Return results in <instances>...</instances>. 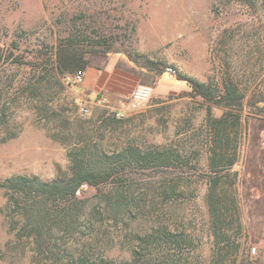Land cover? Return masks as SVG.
Listing matches in <instances>:
<instances>
[{
	"label": "rangeland",
	"instance_id": "374dc122",
	"mask_svg": "<svg viewBox=\"0 0 264 264\" xmlns=\"http://www.w3.org/2000/svg\"><path fill=\"white\" fill-rule=\"evenodd\" d=\"M70 33L84 43L99 35L112 44L109 52L87 57L102 69L111 66L108 81L122 92L119 109L97 104L100 95L88 99L80 84L68 85L63 76L41 69L43 57ZM0 34L3 49L12 50L16 42L13 52L24 61H0V181L14 174L43 180L68 174V151L80 139L104 152L131 145L169 148L179 155L161 167L122 160L112 181L78 190L88 211L102 193L114 189L134 198L123 220L101 211L88 217L89 228L76 239L61 238L64 248L72 249L92 233L94 247L116 260L129 259L135 233L164 226L190 240L182 245L178 264H212L216 245L206 203L205 119L207 106L216 117L223 109L192 95L177 74L219 88L225 78L236 81L245 93L238 156L231 168L238 174L234 189L241 227L235 220L228 231L237 251L220 245L227 264H264V7L218 0H0ZM123 51L156 62V69L142 68ZM137 84L152 91L130 109L128 94ZM81 107L88 108L87 114ZM4 204L0 188V264H40L31 241L9 230Z\"/></svg>",
	"mask_w": 264,
	"mask_h": 264
},
{
	"label": "trees",
	"instance_id": "16d2710c",
	"mask_svg": "<svg viewBox=\"0 0 264 264\" xmlns=\"http://www.w3.org/2000/svg\"><path fill=\"white\" fill-rule=\"evenodd\" d=\"M218 1L225 4L238 2L254 10L257 6L264 7V0ZM93 40L84 43L82 36L70 33L58 41L51 56L43 57L41 69L46 75L53 71L59 76L84 72L90 65L87 55L107 53L112 47L102 36L98 35ZM14 49H18L16 42L12 44V50L3 49L0 34V61L23 64V57L14 54ZM123 52L131 61L140 63L142 68L150 71L156 69V62L144 56L138 60L132 58L130 53ZM177 78L188 83L192 95L223 109L222 114L216 117L211 107H206L205 120L209 130L206 203L216 245L212 264H227L224 244H229L236 251L238 249V244H234L233 239L230 241L228 231L235 220L239 229L241 227L234 189L238 174L231 168L238 156L245 93L231 77L225 78L220 88L180 73ZM260 112V116L264 117V107ZM111 120H115V117ZM68 157V174L50 180L40 179L36 175L14 174L0 181L5 195L4 213L8 228L17 239L31 241L40 264H178L182 245L190 243V240L187 235L170 231L164 226L135 233L127 260H116L97 250L93 245L95 239L92 233L82 236L72 249H65L61 242L63 235L74 239L80 236L82 229L85 231L89 228L88 217L101 214V211L113 217L114 221L123 220L134 200L126 191L114 189L102 193L100 201L88 211L86 201L77 196L83 185L98 187L109 183L116 176L114 167L121 165L125 159L142 168L172 165L173 161L179 159L174 150L158 147L141 149L128 145L118 152H104L89 140L80 139L70 148ZM116 180L118 184L122 182L119 177ZM222 242L224 244L220 245Z\"/></svg>",
	"mask_w": 264,
	"mask_h": 264
},
{
	"label": "crops",
	"instance_id": "0c3cea01",
	"mask_svg": "<svg viewBox=\"0 0 264 264\" xmlns=\"http://www.w3.org/2000/svg\"><path fill=\"white\" fill-rule=\"evenodd\" d=\"M111 69V66L107 65L102 69V67L90 64L83 72L79 90L88 99H92L94 94L96 97L97 95L105 97L109 107L119 109L117 95H121L122 92L121 90L113 89L112 84L108 81Z\"/></svg>",
	"mask_w": 264,
	"mask_h": 264
},
{
	"label": "built area",
	"instance_id": "2783aa9c",
	"mask_svg": "<svg viewBox=\"0 0 264 264\" xmlns=\"http://www.w3.org/2000/svg\"><path fill=\"white\" fill-rule=\"evenodd\" d=\"M167 71L170 68H166ZM83 77V72L78 71L72 74H66L63 76V80L68 85L81 84ZM152 88L146 84H137L133 87L128 95L127 105L130 109H136L140 104L144 103L150 96ZM107 102L105 97H99L97 99V104H105ZM80 111L82 114H87L88 108L81 107Z\"/></svg>",
	"mask_w": 264,
	"mask_h": 264
}]
</instances>
